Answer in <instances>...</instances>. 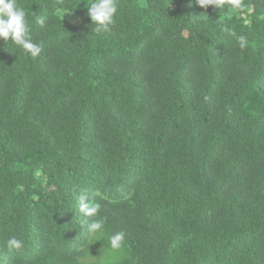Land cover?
Masks as SVG:
<instances>
[{
	"label": "trees",
	"instance_id": "obj_1",
	"mask_svg": "<svg viewBox=\"0 0 264 264\" xmlns=\"http://www.w3.org/2000/svg\"><path fill=\"white\" fill-rule=\"evenodd\" d=\"M88 2L18 0L38 57L0 38V264H264V0H116L100 34Z\"/></svg>",
	"mask_w": 264,
	"mask_h": 264
},
{
	"label": "clouds",
	"instance_id": "obj_2",
	"mask_svg": "<svg viewBox=\"0 0 264 264\" xmlns=\"http://www.w3.org/2000/svg\"><path fill=\"white\" fill-rule=\"evenodd\" d=\"M221 0H197L202 8L215 6L219 8ZM239 6V0H235ZM88 15L92 21V32L100 34L109 30L115 22L118 11L116 0H90L88 2ZM28 13L18 3V0H0V38L5 42L11 41L14 45L30 54L33 58L38 57L42 52V45L33 42L31 37V28L28 22ZM47 17L42 16L37 23L43 27ZM237 42L240 48L247 46V38L243 35L238 36ZM97 143L94 138H89L83 143H74L76 147H93ZM87 195H81L79 210L86 217L98 216L100 204L94 201L86 203ZM105 228L104 219H95L87 225L90 236H103ZM108 243L113 251L121 250L125 245V233L117 232L108 237ZM6 247L10 252H20L24 248V241L13 236L6 241Z\"/></svg>",
	"mask_w": 264,
	"mask_h": 264
},
{
	"label": "rangeland",
	"instance_id": "obj_3",
	"mask_svg": "<svg viewBox=\"0 0 264 264\" xmlns=\"http://www.w3.org/2000/svg\"><path fill=\"white\" fill-rule=\"evenodd\" d=\"M254 6V5H253Z\"/></svg>",
	"mask_w": 264,
	"mask_h": 264
}]
</instances>
